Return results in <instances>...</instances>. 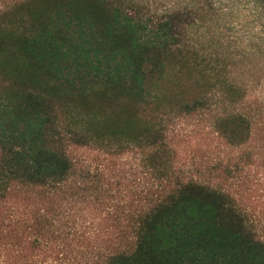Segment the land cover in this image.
Listing matches in <instances>:
<instances>
[{
  "label": "trees",
  "instance_id": "1",
  "mask_svg": "<svg viewBox=\"0 0 264 264\" xmlns=\"http://www.w3.org/2000/svg\"><path fill=\"white\" fill-rule=\"evenodd\" d=\"M183 11L0 4V264H264L246 208L264 180V106L192 59ZM195 115L220 155L188 176L170 136ZM77 148L112 162L81 167ZM129 154L134 176L115 162Z\"/></svg>",
  "mask_w": 264,
  "mask_h": 264
},
{
  "label": "rangeland",
  "instance_id": "2",
  "mask_svg": "<svg viewBox=\"0 0 264 264\" xmlns=\"http://www.w3.org/2000/svg\"><path fill=\"white\" fill-rule=\"evenodd\" d=\"M11 1L0 0V4ZM136 1L143 10L157 15L183 7L182 19L187 25L184 46L192 59L199 65L200 57L217 61L224 74L258 97L264 106V0ZM170 137L176 166L188 176L200 174L206 161L220 155L214 143L209 149L206 146L205 136L200 134V115L175 119ZM73 155L81 167L98 168L112 162L99 148L73 149ZM115 162L124 164L123 168L134 176L136 161L132 154ZM259 172L264 173V168ZM254 179L253 187L258 192L246 208L258 233L264 236V180Z\"/></svg>",
  "mask_w": 264,
  "mask_h": 264
}]
</instances>
